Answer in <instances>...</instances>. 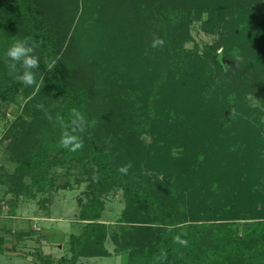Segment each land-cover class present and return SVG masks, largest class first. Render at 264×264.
Here are the masks:
<instances>
[{"label":"trees","instance_id":"1","mask_svg":"<svg viewBox=\"0 0 264 264\" xmlns=\"http://www.w3.org/2000/svg\"><path fill=\"white\" fill-rule=\"evenodd\" d=\"M258 1L0 0V118L18 111L0 135L16 164L0 167L8 215L24 198L86 184L69 254L38 253L36 264L112 257L108 244L126 264H264ZM195 23L216 40L189 49ZM16 40L34 45L32 85L19 62L9 68ZM65 131L75 150L61 145ZM55 168L75 171L74 184ZM114 192L125 206L111 231Z\"/></svg>","mask_w":264,"mask_h":264},{"label":"rangeland","instance_id":"2","mask_svg":"<svg viewBox=\"0 0 264 264\" xmlns=\"http://www.w3.org/2000/svg\"><path fill=\"white\" fill-rule=\"evenodd\" d=\"M258 2L259 6L264 7V0ZM191 34L194 42L187 44L189 49H193L195 44L201 48L205 44L213 43L217 38L203 32L198 23L192 26ZM17 112L16 108H11L6 112L4 118H0V135L12 123ZM5 146L6 144H0V167L12 173L16 169V164L7 159ZM54 172L56 176H60L59 184L65 182L74 184L75 176H77L75 171L69 173L62 168H55ZM82 173L79 172L78 174L82 175ZM85 186L86 184H82L72 190L39 194L34 200L24 198L13 217L8 215L10 207L7 199H4L5 187L0 186V233L5 237L6 247L4 253L0 252V264H36L38 253L44 256L49 255L53 259L68 255V238L71 234L80 233L83 225L78 219L77 199L82 196ZM45 199L47 201L43 207L42 202ZM124 206V198L121 192H114L105 198L103 221L110 227L111 231L114 230L119 221ZM250 224L251 222L246 221L238 225L241 230H244L249 228ZM107 247L114 256L83 259L78 264H126L127 254L117 255L112 244H108Z\"/></svg>","mask_w":264,"mask_h":264},{"label":"clouds","instance_id":"3","mask_svg":"<svg viewBox=\"0 0 264 264\" xmlns=\"http://www.w3.org/2000/svg\"><path fill=\"white\" fill-rule=\"evenodd\" d=\"M33 51L34 45L30 44L27 40H16L8 47L5 53L6 57L13 62L9 65L11 72L15 73L18 71L16 62H19L20 66L24 69L18 78L26 85H32L35 82V74L32 69L38 68L39 65L38 58L32 55ZM76 118L82 120L79 113H76ZM76 141L77 138L67 131L61 137V145L64 148H70V150H75V148L80 146ZM121 171H127V169L123 168Z\"/></svg>","mask_w":264,"mask_h":264},{"label":"crops","instance_id":"4","mask_svg":"<svg viewBox=\"0 0 264 264\" xmlns=\"http://www.w3.org/2000/svg\"><path fill=\"white\" fill-rule=\"evenodd\" d=\"M15 233H16V232H15ZM23 233H24V232H23ZM81 261H83V259H82ZM81 261H80V262H81Z\"/></svg>","mask_w":264,"mask_h":264}]
</instances>
